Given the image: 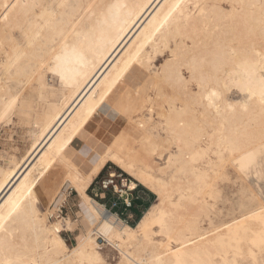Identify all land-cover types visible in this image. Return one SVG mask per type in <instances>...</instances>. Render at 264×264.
Returning <instances> with one entry per match:
<instances>
[{"label": "bare ground", "instance_id": "1", "mask_svg": "<svg viewBox=\"0 0 264 264\" xmlns=\"http://www.w3.org/2000/svg\"><path fill=\"white\" fill-rule=\"evenodd\" d=\"M59 2L0 0V89L21 93L23 114L14 117L31 130L26 152L0 166V217L8 219V238L13 242L12 250L0 253V259L74 264L77 257L50 250L47 234L33 228V213L49 214L51 223L50 207L59 209L70 188L98 222L88 235L112 230V243L95 237L118 255L107 260L100 245L106 264H131L145 257V245L130 233L149 212L161 208L171 214L173 235L189 244L182 255L188 264L236 259L210 242L227 234L228 225L235 229L236 220L244 222L241 228L258 230V219L244 217L264 207L263 189L256 182L252 192L239 198L237 208L231 205L224 212L219 206L223 197L216 152L221 137L258 148L264 108L258 95L249 99L238 87L225 92L233 108L225 109L221 102L219 114L208 107L207 97L211 91L224 92L226 82H246L239 54L250 46L257 51L264 46L261 0H67L69 7L56 9L51 24L34 15L32 5H48L47 18ZM88 4L93 7L85 9ZM194 4L200 7L189 6ZM21 27L31 46L19 45ZM57 57L60 75H53L45 69ZM162 60L159 68L155 66ZM25 83L27 87H22ZM129 106L135 123L112 119V109ZM141 123L145 128L138 127ZM165 125L171 130L165 131ZM209 128L215 136L208 134ZM120 133L125 137L119 138ZM161 144L165 147H158ZM161 159L166 160L164 167L157 162ZM109 164L156 196L136 226L88 195ZM217 229L225 232L208 235ZM64 233L61 238L68 245ZM201 234L208 239L201 240ZM153 240L162 244L167 235ZM164 259L171 264L174 258ZM261 260L264 256L256 248L254 261Z\"/></svg>", "mask_w": 264, "mask_h": 264}, {"label": "snow or ice", "instance_id": "2", "mask_svg": "<svg viewBox=\"0 0 264 264\" xmlns=\"http://www.w3.org/2000/svg\"><path fill=\"white\" fill-rule=\"evenodd\" d=\"M182 3L176 5L177 8H181ZM191 7L199 8V4L189 5ZM254 6V5H253ZM5 7H9L5 5ZM12 7H15L13 5ZM45 4H34L32 8L35 10L34 15L37 19L47 24H51L56 16V9H64L69 7L67 0H60L59 3L52 6V11L47 14L45 18V10L48 8ZM75 7V6H73ZM85 9H91L93 5L88 4L83 6ZM261 8L264 10V0H261ZM9 17L5 15L4 21H7ZM19 45L31 46L29 43L30 37L27 30L24 27L19 29L18 36L16 37ZM261 41L264 45V30L261 32ZM59 57L51 62L45 71H50L53 75H60V65L58 63ZM239 65L245 69L246 82L244 84L225 83L223 85L224 92L219 90L211 91L207 99L210 101L208 107L211 108L216 114H219L222 110L221 102H223L224 108L231 110L233 105L227 102L225 98V92L232 87H238L239 90L246 91L248 98L253 99L258 95L259 102L262 108H264V46L259 51L255 46H250L248 49L243 50L239 54ZM258 85V88L256 87ZM27 87V83L22 85ZM215 100L216 103H212ZM0 123L9 122L10 119L17 115H22L21 111V93L19 91L13 92L11 88L0 89ZM247 110V108H245ZM112 119L116 121H131L135 123L133 119V110L129 107H117L112 109ZM166 119V118H165ZM140 129L145 128V124L141 123L138 126ZM171 126L165 125V131H170ZM126 132H131V129H126ZM210 136H215V131L212 128L208 129ZM125 133H120L119 138H124ZM170 143V141H168ZM158 147L163 148L165 145L161 144ZM203 155V154H201ZM216 175L220 180L226 184L231 182V175L238 174L239 178L252 183L253 186L256 182L260 183L262 189H264V131L261 133V140L259 147L242 146L241 142L237 139H231L225 142L223 137L220 138V150L216 152ZM192 163H196V159H192ZM171 163V159H169ZM115 176V173H113ZM136 184H126L123 186V199H128L129 196H135ZM131 190V191H129ZM113 192L120 195L121 187L119 182L112 189ZM261 201L264 202V191L261 192ZM48 215L40 217L38 214L33 213L34 224L33 228L42 231L47 234L48 240L51 245L50 250L56 252H64L73 257H77L74 264H106V261L99 252L100 244L95 239L96 236H101L107 243H112V230L109 228L100 229L90 235H82V228L78 229L79 222L73 224L71 219H62L58 210H53L50 215L54 218L53 222L49 223ZM11 213L9 214V219ZM256 218L258 219L259 229L254 231L251 226L243 225V221H235V229L233 225H228V232L219 238L213 239L210 244L216 248H222L230 255L235 256L236 259H229L225 261V264H257L254 261L255 249L259 248L261 255L264 256V207H261L259 213H253L252 216H245L244 220ZM234 229V230H233ZM76 232L79 236L78 244L73 247L66 245L65 240L61 238L62 232ZM174 225L171 221V214L161 209H153L149 212L143 223L134 233H130L131 237L138 238L145 245V257L141 260L131 261V264H169V261L164 259L165 256H171L174 259L171 264H188V262L182 259V255L189 247L186 239L181 238L179 235H173ZM217 232L224 233V229H217L216 232L209 230L208 235L216 237ZM156 235H167V240L162 244H156L153 237ZM191 240V237L187 238ZM201 240H207L208 236L201 234ZM196 243L195 240L191 241ZM13 248V242L8 238V219L0 217V253H9ZM247 257V259H245ZM0 264H32L23 260L22 258L0 259ZM259 264H264V260H261Z\"/></svg>", "mask_w": 264, "mask_h": 264}, {"label": "rangeland", "instance_id": "3", "mask_svg": "<svg viewBox=\"0 0 264 264\" xmlns=\"http://www.w3.org/2000/svg\"><path fill=\"white\" fill-rule=\"evenodd\" d=\"M163 63H164V61L162 60V62L161 61L157 62L156 63L157 65L155 64V66H157L159 68ZM154 69H155V67H154ZM49 79H50V81H52L51 76L49 77ZM30 142H31L30 127L28 125H19V122H18L16 117H14L13 121H11L10 123L2 124L0 126V166H6L8 164L10 157H12V156L21 157L26 152L27 148L30 145ZM165 161L166 160H164V159L157 160V162L162 167L165 166L164 165ZM109 168L112 171L119 170V172L124 173L113 164L108 165V168H106V169H108L107 171L110 170ZM125 175H127V174H125ZM127 177H129L131 179L130 176L127 175ZM221 181H220L218 187L220 188V190H222L221 195L223 197V200L219 203V206H220V208L225 209L224 212L226 211V208L229 209L231 207V205H234L237 208V202L239 201V198L245 192H247V190L252 192L251 188H253V184L238 178L234 173L231 175V182H230L231 184L230 183L226 184L224 181H222V182ZM254 187H255V185H254ZM71 189L72 188H70L68 190V192ZM73 191H74L73 192L74 194H73V197L71 199L76 198L79 201V209L75 208V209H73L74 211H72V209H71L70 211H67V213H65L64 215L69 217L71 219L72 223L76 222V221L79 222L78 229L82 228L81 234L82 235H88L89 233H91L93 230L96 229L98 222L94 218V216L89 212L87 204L80 197H78L75 190H73ZM263 191H264V189H263ZM89 194H90V192H89ZM64 196L66 198V195H64ZM155 199H156V196L154 197L152 204L154 203ZM62 204L63 203H61V205ZM43 207H46V205L45 206L43 205ZM49 207H50V204H49ZM50 209L53 211L54 205L52 207H50ZM57 210H59V209H57ZM74 212H76V213L78 212L79 218L74 216ZM68 214H70V215L68 216ZM51 222H53V221H51ZM84 222H86L85 225L82 224ZM137 223L138 222L136 221L131 226H136ZM64 238L66 239L68 245H71L73 247L75 245H77L79 242V236L77 235L76 232L64 233ZM98 243L101 245L103 256L107 260L112 261L115 258H118V255L116 256L114 254V252L110 249V247H108L103 240L99 239Z\"/></svg>", "mask_w": 264, "mask_h": 264}, {"label": "crops", "instance_id": "4", "mask_svg": "<svg viewBox=\"0 0 264 264\" xmlns=\"http://www.w3.org/2000/svg\"><path fill=\"white\" fill-rule=\"evenodd\" d=\"M106 168H108V166L105 167V169L99 174V176L95 179L94 183L87 191L88 195L104 205L107 210L111 211L114 214H118L122 218V220L128 222V225H132L136 221L139 222L144 213L152 205V201L155 195L147 190L144 186L137 184L135 189L137 194L135 196H129L128 199H123V186L133 183L132 178L130 179L124 173L119 172V170L112 171L109 168L110 170L107 171L108 169ZM113 173H115L116 175V183L119 182L121 187L120 195H117V193L112 191L113 187H111L107 192H102L101 190V182L107 179L109 174ZM127 203H130L131 207L127 208ZM69 204L70 210L72 209V211H74L73 209L75 208L79 209V201L76 198L71 199ZM78 212H74V216L77 218H79ZM69 215L70 214H68V216ZM74 223L76 224L77 221L73 222V224ZM82 224L85 225L86 222Z\"/></svg>", "mask_w": 264, "mask_h": 264}, {"label": "built area", "instance_id": "5", "mask_svg": "<svg viewBox=\"0 0 264 264\" xmlns=\"http://www.w3.org/2000/svg\"><path fill=\"white\" fill-rule=\"evenodd\" d=\"M116 186V175L113 176V174H109L108 178L103 180L101 182V190L102 192H107L111 187H115ZM73 189H71L67 194H66V198L65 201L63 202V204L60 206L58 212L61 218L66 217L64 214L67 213V211L70 210L69 207V203H70V199L73 197ZM126 207L129 208L131 207L130 203L126 204ZM109 211V210H108ZM110 213H112L111 211H109ZM67 215V214H66ZM118 215V214H116ZM119 216V215H118ZM120 217V216H119ZM53 217H50V220L53 221ZM125 223L128 224V222L125 221Z\"/></svg>", "mask_w": 264, "mask_h": 264}]
</instances>
